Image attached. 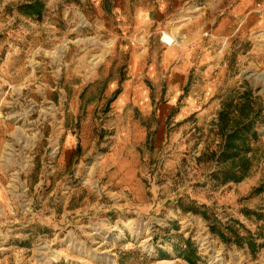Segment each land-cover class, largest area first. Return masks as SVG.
<instances>
[{"label":"rangeland","instance_id":"374dc122","mask_svg":"<svg viewBox=\"0 0 264 264\" xmlns=\"http://www.w3.org/2000/svg\"><path fill=\"white\" fill-rule=\"evenodd\" d=\"M163 1L0 0V264H264L261 119L248 177L212 179L224 102L264 117V28L185 48L208 0Z\"/></svg>","mask_w":264,"mask_h":264},{"label":"trees","instance_id":"16d2710c","mask_svg":"<svg viewBox=\"0 0 264 264\" xmlns=\"http://www.w3.org/2000/svg\"><path fill=\"white\" fill-rule=\"evenodd\" d=\"M21 9L25 14L38 16L42 11V5L35 2ZM239 100L241 103L235 108H232L230 100L225 101L219 116V129L223 133V141L220 154L214 157L218 168L212 174V179L221 184H238L248 177L256 159L254 143L259 139L257 120L261 119V123L264 124L263 108L260 107L256 111L253 99L248 93H244ZM235 112L240 113L239 119L235 118ZM212 231L217 233L216 224L212 225ZM182 255L190 264H198L197 257L195 258L196 250L190 243Z\"/></svg>","mask_w":264,"mask_h":264},{"label":"crops","instance_id":"0c3cea01","mask_svg":"<svg viewBox=\"0 0 264 264\" xmlns=\"http://www.w3.org/2000/svg\"><path fill=\"white\" fill-rule=\"evenodd\" d=\"M160 1L162 0H157V2ZM162 3L159 9L161 13L168 11L167 0H164ZM178 3L179 0H175V5H178ZM263 3L264 0H239L232 10L231 7H226L225 2H222V0L206 1L204 6L197 7L200 11H198L195 16L184 18L186 19L183 25L186 29V34H184L186 38L183 41V45H185L186 48L188 44L192 43L191 47H193L194 41L198 42L199 38H203L222 44L220 50L223 52L226 45L225 42L230 37L232 29L234 33L240 31L244 27L248 30V23H250L252 30L264 28V15L261 13ZM149 10L151 13L150 8ZM166 40V38H161V42L168 45L165 42ZM180 55V60H178L177 64H181L180 62L184 57V53ZM177 71L180 72L179 69H177ZM186 75L187 74L182 73V76H184L182 80L188 79Z\"/></svg>","mask_w":264,"mask_h":264},{"label":"built area","instance_id":"2783aa9c","mask_svg":"<svg viewBox=\"0 0 264 264\" xmlns=\"http://www.w3.org/2000/svg\"><path fill=\"white\" fill-rule=\"evenodd\" d=\"M261 13L264 15V3H263V7L261 8ZM166 37H163V39H165ZM166 42V44H168V45H171L172 43H173V40H172V42L170 43V42H167V41H165Z\"/></svg>","mask_w":264,"mask_h":264}]
</instances>
